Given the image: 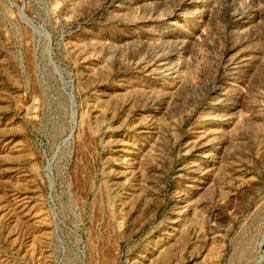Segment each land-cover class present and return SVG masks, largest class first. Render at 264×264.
<instances>
[{"label":"rangeland","instance_id":"374dc122","mask_svg":"<svg viewBox=\"0 0 264 264\" xmlns=\"http://www.w3.org/2000/svg\"><path fill=\"white\" fill-rule=\"evenodd\" d=\"M0 264H264V0H0Z\"/></svg>","mask_w":264,"mask_h":264}]
</instances>
